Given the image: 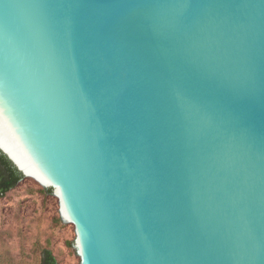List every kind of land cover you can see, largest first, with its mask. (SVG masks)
Segmentation results:
<instances>
[{
	"label": "water",
	"instance_id": "1",
	"mask_svg": "<svg viewBox=\"0 0 264 264\" xmlns=\"http://www.w3.org/2000/svg\"><path fill=\"white\" fill-rule=\"evenodd\" d=\"M0 151L80 264H264V0H0Z\"/></svg>",
	"mask_w": 264,
	"mask_h": 264
},
{
	"label": "rangeland",
	"instance_id": "2",
	"mask_svg": "<svg viewBox=\"0 0 264 264\" xmlns=\"http://www.w3.org/2000/svg\"><path fill=\"white\" fill-rule=\"evenodd\" d=\"M59 209L58 197L29 177L0 195V264H40L47 247L59 264H80L75 227Z\"/></svg>",
	"mask_w": 264,
	"mask_h": 264
},
{
	"label": "trees",
	"instance_id": "3",
	"mask_svg": "<svg viewBox=\"0 0 264 264\" xmlns=\"http://www.w3.org/2000/svg\"><path fill=\"white\" fill-rule=\"evenodd\" d=\"M23 178V175L0 151V195H5L14 189ZM40 264H59L51 248L43 249Z\"/></svg>",
	"mask_w": 264,
	"mask_h": 264
}]
</instances>
